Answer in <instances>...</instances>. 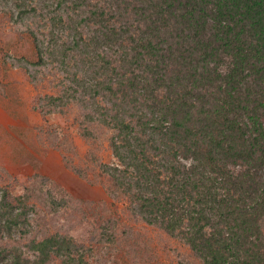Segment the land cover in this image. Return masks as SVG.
Returning <instances> with one entry per match:
<instances>
[{
    "label": "trees",
    "instance_id": "obj_1",
    "mask_svg": "<svg viewBox=\"0 0 264 264\" xmlns=\"http://www.w3.org/2000/svg\"><path fill=\"white\" fill-rule=\"evenodd\" d=\"M51 1H15V20L39 16L42 2L48 28L46 47L28 31L36 61L17 62L98 56L94 85L74 75L79 89L41 100L61 112L81 93L87 122L112 131L115 161L99 165L109 194L203 264H264V0ZM33 211L26 193L12 201L2 193L0 235L26 234ZM30 248L32 264L84 263L68 236Z\"/></svg>",
    "mask_w": 264,
    "mask_h": 264
},
{
    "label": "rangeland",
    "instance_id": "obj_2",
    "mask_svg": "<svg viewBox=\"0 0 264 264\" xmlns=\"http://www.w3.org/2000/svg\"><path fill=\"white\" fill-rule=\"evenodd\" d=\"M15 1L0 0V197L4 193L12 201L26 193L34 211L22 226L26 234L0 235V264L13 258L32 264L31 242L54 234L73 238L83 264H203L179 237L146 225L122 196L109 194L108 176L99 165L115 161L109 148L112 131L84 118L87 97L77 93L82 102L73 100L61 112L41 100L79 89L74 75L94 85L99 76L91 67H98L100 59L69 57L61 64L57 58L41 67L19 66L21 57L36 61L28 31L46 47L48 28L40 19L42 2L39 16L30 11L15 20ZM83 128L91 135L84 136ZM48 197L59 206H51ZM47 264L63 263L55 258Z\"/></svg>",
    "mask_w": 264,
    "mask_h": 264
}]
</instances>
